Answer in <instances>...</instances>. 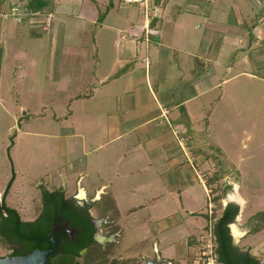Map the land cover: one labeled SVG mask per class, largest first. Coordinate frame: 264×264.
Here are the masks:
<instances>
[{"label":"crops","instance_id":"0c3cea01","mask_svg":"<svg viewBox=\"0 0 264 264\" xmlns=\"http://www.w3.org/2000/svg\"><path fill=\"white\" fill-rule=\"evenodd\" d=\"M222 3H228L234 20H228ZM95 4L82 0L83 22L78 25L94 24V35L100 29L115 32L106 44L105 39H92L97 50L88 65L96 87L88 90L87 85H95L80 81L73 66L79 56L72 47L54 51L60 41L63 46L76 41L69 31L58 40L68 26L58 0H24L21 15L12 16L20 25L14 32L7 33V25L0 29L1 93L31 92L29 74L42 72L36 60L41 56L43 64L52 65L49 79L56 84L63 78L72 88L75 78L77 88L85 87L73 97L81 103L80 119L74 118L72 102L68 104L67 137L81 139L76 144L84 150L80 156L93 164L74 169L77 146L72 143L64 171L58 168L50 187L64 189L66 196L80 192L91 202L89 213L103 222L101 230L119 260L180 264L192 237L214 221L208 213L213 202L206 192L208 178L217 170L230 171L217 169L211 160V144L212 150L227 154L215 138L208 145V133L217 124L231 128L233 109L254 118L264 114V0H145L135 3L141 22L122 19L113 26L106 23L113 1L101 20ZM11 6L8 1L5 8ZM42 39H47V48H41ZM17 44L21 49L15 50ZM14 51L13 66L2 61ZM94 89L102 103L91 112L86 106ZM10 97L3 108L23 109L22 101ZM255 251L253 256L261 249Z\"/></svg>","mask_w":264,"mask_h":264},{"label":"rangeland","instance_id":"374dc122","mask_svg":"<svg viewBox=\"0 0 264 264\" xmlns=\"http://www.w3.org/2000/svg\"><path fill=\"white\" fill-rule=\"evenodd\" d=\"M95 1L97 3L95 4L97 5V14L100 16L105 12L109 0ZM112 1L114 8L106 17L108 25L113 26V22L115 23L122 19L124 23L130 21L132 24L142 21L140 16H137L142 12L137 4H124L119 2V0ZM58 2L59 5L57 7H61V10L67 14L68 18V26L63 28L64 30L59 34L58 40L67 38V31H69V36L76 41L73 44L64 46L65 41H60V44L54 45V51L57 54L59 50L61 51V47H72L79 56L73 64L74 69L78 71L80 81L88 79L92 82L91 84L95 85H87L86 89H93L96 87V79L92 77L93 67L88 64L95 58L97 45L95 44L96 40L92 39L93 37L99 39L97 43L101 39H105L106 44L108 39L113 38L115 32L110 29H100L94 35V24L86 23L79 26L78 24L83 22L82 16L79 14L82 0H58ZM222 5L223 12L230 14L228 20H234V13L228 8V3L225 5L222 3ZM127 14L134 16L133 19L127 18ZM23 21L26 20L22 19L19 22L23 24ZM4 25H7L8 29L6 31L8 33L10 31L14 32L15 30L12 28L20 24L14 17L10 16L7 21H0V29ZM104 33L106 34L104 35ZM6 39L7 42L11 41V37L8 35ZM41 43L43 44L41 45L42 49L44 47L47 48V39H42ZM17 45L15 50L21 49L22 46L20 47V44ZM100 45L103 44L100 43ZM16 54V51L10 52L2 61L8 62L13 66L15 60H10V58ZM0 56H2L1 52ZM42 59V56L36 57V60L41 63L42 72H36L32 76V73L29 74L30 66L26 68L30 82L32 80L33 86L29 87L31 92L23 91L18 96L14 91L8 95L1 93L0 88V199L11 176L10 157L15 176L5 197V203L10 207H15L23 220L35 219L40 209V187L51 188L50 185L58 174V168L64 171L70 145L72 143L76 145L81 142L80 138L67 137L70 133V123L66 121V118L69 114L68 104L72 102L70 108L73 107L75 109L74 118L80 119L81 103L79 100L73 99V97L79 93V88L85 89V87L77 88L75 78L72 88L68 87V83L63 78V81L60 78L58 80L59 83L57 82L56 84L53 79H49L52 76V65L43 64L41 62ZM99 69L98 65L96 70L98 71ZM23 86L25 87L24 84ZM4 87L7 88V86ZM3 95L7 98L5 100L13 96L15 99H19L20 102L22 101L24 103L23 109L7 110L3 108L2 103H5L4 97H1ZM93 95L86 107H88L87 110L96 112L102 103V98L98 92H95V89ZM233 111V117L235 118H232L231 128L230 126L220 127L221 125L217 124L215 128L213 127V134L208 133L206 137L208 145L215 138L216 140L214 141L219 142L218 144L224 148V152L227 154L225 156L223 153H218L216 150H212V144L209 145L211 160L215 163L217 169L224 166L225 169L231 171L229 173H216L218 176L215 180L209 179L210 182L207 181L210 187L206 192L220 200L212 202V210L208 213L211 219L213 217L216 219L221 213L223 204H236L238 206V214L229 227L234 244L237 248L246 249L250 254L252 252L256 253V249H261V252H258L255 256L264 264V228L256 232V234L251 233L252 227L261 223V220L257 221L254 219V215L258 212H264V114L254 118L249 116V113L241 115L239 112L235 113V109ZM83 152L82 147L77 146L75 152L77 158L76 161L72 162L74 169H84L88 164H93L92 160L86 159L87 156H80ZM212 174L213 172L211 177ZM237 198H240L242 202H239ZM125 213H128V210ZM142 221L140 223H143ZM198 221L202 222V219ZM150 224L154 223L151 222ZM211 224L208 223L201 233L192 237V246L186 250L185 261L180 262V264H204L201 257L202 245L206 244L209 239ZM233 225L237 228L238 234L232 232L231 227ZM143 230L145 231V229ZM10 247L0 237V257L8 255ZM51 259L53 264H67L71 260L70 257L63 255H57V257L55 256ZM86 259H91L89 254ZM214 264L218 263L215 262Z\"/></svg>","mask_w":264,"mask_h":264},{"label":"flooded vegetation","instance_id":"af4514ba","mask_svg":"<svg viewBox=\"0 0 264 264\" xmlns=\"http://www.w3.org/2000/svg\"><path fill=\"white\" fill-rule=\"evenodd\" d=\"M79 195L80 192L75 196H66L64 189L40 187V209L35 219L31 221H35L37 224L35 227L43 229L46 223L44 218L47 217L49 221L51 220L48 225V238L43 242L50 246L45 249L52 247L49 242L52 236H55L57 240L55 252L49 257L47 264H53L51 258L57 257V255L70 257L71 260L67 264H169L163 259L156 261L143 259L141 262L119 260L112 249L113 243L108 240L109 235H105L101 230L103 222L96 220L89 213L92 207L91 202ZM210 235L215 247V237L211 231ZM229 235L231 236L230 232ZM9 245L11 246L9 255H22L20 253L13 254V250L23 251L25 246L23 242ZM229 246L231 254L237 259H241V253L247 251L237 248L232 237ZM88 254L91 259H86ZM230 264L233 263L230 262ZM259 264L262 263L259 262Z\"/></svg>","mask_w":264,"mask_h":264},{"label":"trees","instance_id":"16d2710c","mask_svg":"<svg viewBox=\"0 0 264 264\" xmlns=\"http://www.w3.org/2000/svg\"><path fill=\"white\" fill-rule=\"evenodd\" d=\"M109 7L110 5L107 4L105 11H107ZM102 17L103 14L99 16V19L101 20ZM9 160L11 164V176L2 192L0 199V237L8 244L23 242L25 245L23 251L17 252L16 250H13V254L20 253L25 255L30 253L35 248L45 249L50 246L48 244H43V242H45L44 240L48 238V225L51 223V220L49 221L48 218L45 217L44 219L46 223L44 224L43 229H41L42 227H35L37 226L35 221L30 222L22 220L15 208L6 205L5 197L15 176L10 157ZM216 173L221 172H213L212 177L210 176L211 178L208 179H212V181L215 180L218 176ZM211 200L216 202L219 200V198L217 199L213 196ZM237 214L238 206L234 203H227L222 207L219 217L214 219L211 224V232L215 237V247L213 248V252L216 262L218 264H230V262L233 264H259V259L250 254L248 251L241 253V259L234 258L230 252L229 242L231 240V236L229 235L228 225L234 221ZM254 219L257 221L261 220V223L254 225L251 229V233H256L264 228V212H258L255 214Z\"/></svg>","mask_w":264,"mask_h":264},{"label":"built area","instance_id":"2783aa9c","mask_svg":"<svg viewBox=\"0 0 264 264\" xmlns=\"http://www.w3.org/2000/svg\"><path fill=\"white\" fill-rule=\"evenodd\" d=\"M8 1H11L12 6L7 10L5 8L6 3ZM41 2L49 1V0H38ZM124 3H142L145 0H122ZM24 2V0H0V19L7 18L8 16H20L21 13H19L18 8L20 5ZM39 13L38 11L33 12L31 14L32 16H35ZM49 16V15H48ZM146 32V31H145ZM151 32V31H150ZM149 33V32H148ZM177 133V131H175ZM211 228V227H210ZM211 230V229H209ZM203 250L201 251V257L204 264H214L216 262V258L213 252V243L211 240V235L209 233V239L207 240V243L202 245Z\"/></svg>","mask_w":264,"mask_h":264},{"label":"water","instance_id":"95a60500","mask_svg":"<svg viewBox=\"0 0 264 264\" xmlns=\"http://www.w3.org/2000/svg\"><path fill=\"white\" fill-rule=\"evenodd\" d=\"M226 204L227 203L224 205ZM228 227H230V224ZM49 242L52 245V247L49 249L41 250L35 248L30 253L25 255L12 256L8 254L1 256L0 264H47L49 257L55 252L57 245L56 237L52 236Z\"/></svg>","mask_w":264,"mask_h":264},{"label":"bare ground","instance_id":"6f19581e","mask_svg":"<svg viewBox=\"0 0 264 264\" xmlns=\"http://www.w3.org/2000/svg\"><path fill=\"white\" fill-rule=\"evenodd\" d=\"M237 200L239 201V202H242V200L240 199V198H237ZM232 232L234 233V234H238L239 232H238V230H237V228L233 225L232 227Z\"/></svg>","mask_w":264,"mask_h":264}]
</instances>
